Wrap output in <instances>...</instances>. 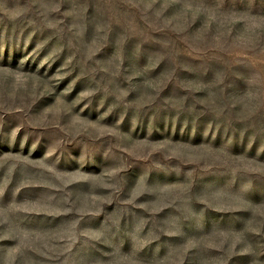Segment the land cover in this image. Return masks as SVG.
Segmentation results:
<instances>
[{
  "label": "rangeland",
  "instance_id": "374dc122",
  "mask_svg": "<svg viewBox=\"0 0 264 264\" xmlns=\"http://www.w3.org/2000/svg\"><path fill=\"white\" fill-rule=\"evenodd\" d=\"M0 264H264V0H0Z\"/></svg>",
  "mask_w": 264,
  "mask_h": 264
}]
</instances>
